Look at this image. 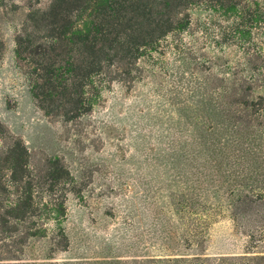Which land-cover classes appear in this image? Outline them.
<instances>
[{"label": "rangeland", "instance_id": "374dc122", "mask_svg": "<svg viewBox=\"0 0 264 264\" xmlns=\"http://www.w3.org/2000/svg\"><path fill=\"white\" fill-rule=\"evenodd\" d=\"M47 3L0 0V158L19 139L34 174L40 160L59 158L71 178L52 195L36 180L33 216L26 185L8 172L0 177V264L264 258V206L248 216L236 210L239 201L264 197V52L263 67L249 66L243 49L217 37L208 10L194 7L191 28L142 57L131 87L105 85L92 112L55 121L38 108L15 55L29 13ZM57 199L65 208L59 220L51 212ZM18 200L21 219H14ZM62 234L65 248L57 245Z\"/></svg>", "mask_w": 264, "mask_h": 264}, {"label": "trees", "instance_id": "16d2710c", "mask_svg": "<svg viewBox=\"0 0 264 264\" xmlns=\"http://www.w3.org/2000/svg\"><path fill=\"white\" fill-rule=\"evenodd\" d=\"M194 7L208 10L209 24L218 29L222 43L243 49L249 56V66L263 67L264 0H48L46 7L31 10L16 36L17 66L47 118L75 122L93 111L103 86L121 83L131 87L138 80L142 57L156 51L167 38L191 28ZM4 47L0 38V57ZM247 96L245 91L241 98ZM4 131L0 123V135ZM1 154L0 177L8 172L13 184L26 185L25 203L33 216L36 180H43L52 195L59 184L71 178L59 158L40 160L44 164L34 174V157L19 139ZM56 202L51 212L59 220L65 208L59 199ZM256 203L263 207L264 197L239 201L237 215L248 216ZM21 209L18 200L9 214L21 219L17 214ZM262 222L263 235L264 219ZM252 231L248 237L259 242ZM60 239L57 245L67 247L63 245L66 236L62 234ZM256 260L264 258H254L248 264Z\"/></svg>", "mask_w": 264, "mask_h": 264}]
</instances>
